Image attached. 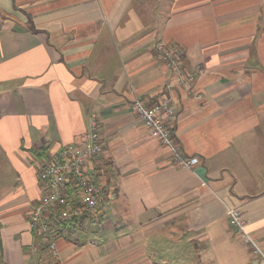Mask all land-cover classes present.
Instances as JSON below:
<instances>
[{"label":"crops","instance_id":"crops-1","mask_svg":"<svg viewBox=\"0 0 264 264\" xmlns=\"http://www.w3.org/2000/svg\"><path fill=\"white\" fill-rule=\"evenodd\" d=\"M180 46L183 86L158 42ZM166 97L171 162L135 98ZM99 123L89 172L115 194L98 221L61 226L65 264H264V0H0V264H54L36 246L38 176Z\"/></svg>","mask_w":264,"mask_h":264},{"label":"built area","instance_id":"built-area-1","mask_svg":"<svg viewBox=\"0 0 264 264\" xmlns=\"http://www.w3.org/2000/svg\"><path fill=\"white\" fill-rule=\"evenodd\" d=\"M156 50L158 57L172 71V82L169 87L183 86L191 78L180 69L183 49L176 44L161 41L157 43ZM132 108L138 120L162 146L171 151V162L174 166L191 169L200 162L199 158H185L181 155L170 127L175 118V111L166 97L155 103L135 98ZM102 152L100 126L93 120L91 132L85 134L80 143L66 145L58 159L42 167L39 172L38 180L44 195L32 209L29 224L37 234L36 246L43 247L54 264H65L58 246L62 224L74 223L85 218L98 221L112 209L114 192L111 189L107 190L104 184L89 172V158ZM228 216L238 238L260 262L264 263L261 242L247 230L241 211L229 208Z\"/></svg>","mask_w":264,"mask_h":264}]
</instances>
